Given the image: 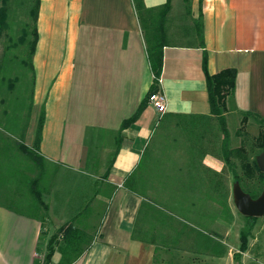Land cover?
<instances>
[{
  "label": "crops",
  "instance_id": "0c3cea01",
  "mask_svg": "<svg viewBox=\"0 0 264 264\" xmlns=\"http://www.w3.org/2000/svg\"><path fill=\"white\" fill-rule=\"evenodd\" d=\"M165 3L143 0L147 9ZM36 31L34 103L43 113L39 152L45 168L37 174L0 130V264H42L50 237L68 223L90 237L87 250L72 264H155L159 253L172 264V255L186 241L188 255L211 261L210 227L206 232L193 226L192 240L183 235L185 223L153 227L158 235L151 243L132 236L142 201L159 198L128 191L130 176L145 185L147 175L158 178L155 185L160 176L170 185L178 180L167 173L172 165L153 168L156 156L148 146L162 118L157 120L149 104L120 129L153 84L132 0H40ZM165 34L157 90L166 99V115L208 116L205 73L234 70L224 119L230 149L239 148L242 118L264 120V0H172ZM37 122L30 125L28 148ZM97 140L108 141L92 149L90 142ZM202 165L216 173L224 170L210 153ZM36 179L47 210L33 205L40 212L30 215L15 196L26 180ZM182 181L190 184L186 177ZM60 258L55 251L49 264H59Z\"/></svg>",
  "mask_w": 264,
  "mask_h": 264
},
{
  "label": "trees",
  "instance_id": "16d2710c",
  "mask_svg": "<svg viewBox=\"0 0 264 264\" xmlns=\"http://www.w3.org/2000/svg\"><path fill=\"white\" fill-rule=\"evenodd\" d=\"M18 1L20 0H0V40L4 38L6 42L2 58L3 65L0 69L1 85L7 82L6 74L9 71V64L7 63L9 55L18 48H21L17 54L19 64L30 72L32 84H34L32 57L38 39L36 22L40 0H24L25 4H21L25 7L29 21L24 23L15 45L12 43V29L8 14L9 7L13 3H18ZM171 1L166 0L163 6L147 9L143 4V0H132L142 31L148 64L153 76V84L135 114L122 123L121 130L132 124L139 117L148 104L149 96L157 91V80L160 77L163 64V48L167 44L165 21L171 9ZM202 66L205 72L204 62ZM235 75L234 70H225L213 76L205 73L209 104L208 116L168 114L162 118L158 132H160V141L163 136L165 139L160 143V155H157L152 160L154 163L153 168H159L160 164L158 163L172 165L174 169L167 171V173L172 172L178 180L175 182L177 183L176 185L175 183L170 185L169 183L167 184L166 179L160 176L159 185H149L150 187L147 189L160 194V199L158 201L157 199H145L142 201L139 210L140 217L136 222L132 235L134 239L148 243L154 242L158 234L152 232L153 226L170 227L175 225L176 220L192 224L199 230L206 232L211 227L210 225H214L218 221H231L232 216L227 204L229 194L225 182V168L220 173H216L202 165V159L210 152L216 150L217 147L221 152L220 161L225 166H230L227 170L232 177L233 184L237 182L240 185V178L231 163L232 158L238 160L243 176L246 179L251 180L257 177L260 182H264V174L259 170L257 164L251 165L248 162L244 147L240 146L234 150L229 149V137L224 114L227 112L226 102L234 91ZM7 83L8 86L12 85L11 82ZM246 117L248 116L243 117L242 124L245 122ZM254 119L262 126V129L254 139L253 148L262 153L264 152V120L257 116H254ZM42 124L43 113L41 112L38 117L32 147L28 148L21 141L17 145L18 151L38 169L44 168V160L39 152ZM148 156L146 153L142 158V165L147 163ZM160 172L163 173V171ZM183 177H186L190 184H184V181L180 183V178ZM125 187L128 191L145 198L146 193L143 190L146 186L143 180L136 181L132 175L126 181ZM170 187L175 188L170 189ZM30 193L35 205L45 213L47 208L38 190L37 180L31 182ZM246 194L252 199H256L251 194ZM187 207L193 213V217L187 216ZM243 219L244 226L239 232V248L237 253L233 255L234 264H241V257L248 249L249 239L256 220L244 217ZM143 227H148L149 229L144 231ZM198 235L201 234L199 233ZM89 242L90 237L73 227L71 223H68L57 229L50 237L46 245V254L42 264H49L55 251L61 256L59 264H72L87 250Z\"/></svg>",
  "mask_w": 264,
  "mask_h": 264
},
{
  "label": "rangeland",
  "instance_id": "374dc122",
  "mask_svg": "<svg viewBox=\"0 0 264 264\" xmlns=\"http://www.w3.org/2000/svg\"><path fill=\"white\" fill-rule=\"evenodd\" d=\"M21 4H25V1L20 0L18 1V3H13V5L9 7L8 20L11 24L10 26L12 29V43L15 45L17 44V38L20 35V31L24 23H27L29 21L26 16L25 7H23ZM5 46L6 42L3 38L0 40V69L3 65L2 58ZM18 50H21V48L12 51L7 61V63L9 64V71L6 74V79L7 82H11L12 85L8 86L7 82L4 85H1L0 82V130L10 136V139L8 140L10 144H12L13 149H16L20 141L25 146L27 145L26 138L28 137L30 125L35 122V119L39 117L42 111L41 106H37L34 103V84H32V76L27 69H25L19 64V57H17ZM248 119L249 118L246 117L245 122H243V124L241 120L240 129L238 130V136H240L241 138L239 146L245 148L248 162L251 163V165H255L257 164V158L259 157L261 152L253 148L254 139L257 137L259 131L262 129V126L258 122H256V120ZM157 120L159 121V118ZM159 126V123H156L154 131L152 133V140L148 146V150L154 156L160 155V143L163 139H165V137L163 136V138H161L162 140L160 141V132H158ZM97 141L90 142V146L92 149H97L99 145L106 144L108 140H104L101 142ZM230 148L231 146L229 143V149ZM212 153L218 159L221 157V152L218 147L213 152H210V154ZM231 163L233 164L235 172L240 178V187L242 191L251 194V196L253 197H259L264 190V182H260L257 177H254L251 180L246 179L243 176L238 160L232 158ZM223 166V168H225L226 170L225 182L229 194L227 204L232 219L228 222L218 221L216 224L210 225L211 227L208 234L212 236L213 242V251L210 253L211 261H208V259L202 260L200 257H194L191 254L188 255L190 251V241H186L185 243L179 245L174 254L172 255V264H232L231 258L239 248L238 235L240 230L244 226V219L241 215L238 214V212L233 206L231 195L233 182L232 177L229 171L227 170L228 168H230V166H225L224 163ZM42 171V169H38L36 167L37 174L41 173ZM150 171L153 172L152 170ZM156 171L157 170L155 169L154 172ZM32 172L33 171L30 170V173ZM30 177L33 178V175L30 174L29 176H27V179H29ZM37 177L38 176L36 175V178ZM145 178L147 184L145 185L146 188H144L143 191L146 193V196H149L150 198L158 197L160 199V194L154 193L153 191L147 189L148 187H150V183L154 181L152 183L155 184V181L157 182L158 178H156L155 175H153V177L147 175ZM28 181L29 180H26L24 184H22V186L19 188V192L15 196L17 197L16 202L18 205H20V209L24 213L36 215L37 212L40 211H38V208H35V206H33L35 204L30 193L31 183L30 181ZM38 183L39 181L37 180V184ZM5 192L7 191L5 190ZM6 194L8 196H12L11 194L15 195V193L13 192H9ZM186 212L187 216H194L193 213L188 210V207L186 209ZM183 223L184 222L180 220H176L175 222L176 225H182ZM185 224L188 225V228L186 229V233L183 235L185 236V238L191 237L192 240L194 237L193 235L195 234H192V232H194L193 225L188 223ZM153 227H155V225ZM160 231L164 235L168 234L166 231ZM259 242H262L261 245H259ZM263 244L264 217L257 218L255 220V225L248 243V249L241 257V264H264V249H262ZM168 258L169 257H165L162 253L156 254L155 264H168Z\"/></svg>",
  "mask_w": 264,
  "mask_h": 264
},
{
  "label": "water",
  "instance_id": "95a60500",
  "mask_svg": "<svg viewBox=\"0 0 264 264\" xmlns=\"http://www.w3.org/2000/svg\"><path fill=\"white\" fill-rule=\"evenodd\" d=\"M259 170L264 174V152L257 158ZM232 202L233 206L244 218H262L264 217V190L256 199H252L248 194L244 193L239 183L232 186Z\"/></svg>",
  "mask_w": 264,
  "mask_h": 264
},
{
  "label": "built area",
  "instance_id": "2783aa9c",
  "mask_svg": "<svg viewBox=\"0 0 264 264\" xmlns=\"http://www.w3.org/2000/svg\"><path fill=\"white\" fill-rule=\"evenodd\" d=\"M160 84L159 79L157 80V86ZM148 104L153 109L154 113L159 119L166 115V99L163 94L159 93L158 90L149 96Z\"/></svg>",
  "mask_w": 264,
  "mask_h": 264
}]
</instances>
